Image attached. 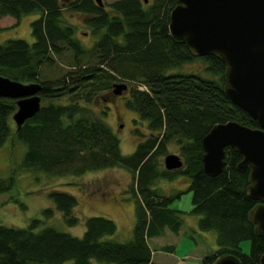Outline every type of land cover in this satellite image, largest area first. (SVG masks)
Returning a JSON list of instances; mask_svg holds the SVG:
<instances>
[{
  "label": "trees",
  "instance_id": "trees-1",
  "mask_svg": "<svg viewBox=\"0 0 264 264\" xmlns=\"http://www.w3.org/2000/svg\"><path fill=\"white\" fill-rule=\"evenodd\" d=\"M62 0H0V17L16 22L37 13L30 22V43L9 38L0 42V75L21 83L40 84L39 110L16 129L11 114L13 99L0 97V146L9 140L24 146L20 167L49 175H78L88 170L119 166L131 174L129 194L135 201L131 237L123 242L109 238L115 224L103 216L83 220L82 234L73 236L50 226L34 231L39 220L25 227L0 224V264H162L151 259L148 239L168 231L178 234L182 210L169 205L181 192L163 194L153 187L157 179L186 178L198 231H213L216 248L199 264H211L231 254L241 264H256L264 242L254 232L249 212L257 203L246 195L248 169L238 171L241 156L224 149V167L215 176L201 169V138L216 123L234 120L256 127L250 116L223 92L224 65L215 54L193 56L167 30L175 0H114L108 8L94 0H67L69 9L84 14L94 40L83 47L74 27L61 17ZM68 53L70 62L58 78L39 80L42 64ZM203 63V75L169 72L193 59ZM128 87L126 105L145 120L149 135L129 154H122L119 139L104 122L105 111L94 114L87 105L111 93L113 82ZM142 86L143 88H139ZM174 140L182 166L160 168L166 143ZM13 177L0 178V193L11 188ZM64 222L77 223L76 199L59 190L47 193ZM52 209L45 208V217ZM249 241L246 253L240 242ZM170 246L168 249H172Z\"/></svg>",
  "mask_w": 264,
  "mask_h": 264
},
{
  "label": "rangeland",
  "instance_id": "rangeland-1",
  "mask_svg": "<svg viewBox=\"0 0 264 264\" xmlns=\"http://www.w3.org/2000/svg\"><path fill=\"white\" fill-rule=\"evenodd\" d=\"M104 8L114 0H100ZM150 0H147L149 2ZM61 17L63 22L74 27L75 37L83 47H89L94 37L89 28L84 24L86 15L75 12L68 8L67 0L61 1ZM37 13L22 15L16 22L10 16L0 17V42L9 38L22 39L28 43L32 41L30 34V22L35 19ZM70 58L68 53L61 56H53L50 64H42L39 71V80L56 79L66 70H69ZM196 73L203 75V63L200 59H193L180 67L171 69L169 72ZM118 82V81H113ZM143 88L142 86H138ZM128 87L120 94H106L97 97L87 104L94 114L105 111L102 116L119 139V149L122 154H129L135 148L137 142L147 135L149 130L145 120H141L136 113L126 105L128 99ZM24 146L19 142L10 145L9 140L0 146V178L13 177L10 189L0 193V224L5 226L25 227L32 218L39 220L34 231L41 227L50 226L58 231L80 236L84 230L83 220L88 216H103L115 224V232L109 238L118 242L128 240L132 235V227L135 214V201L129 194L131 174L128 170L113 166L102 169L88 170L78 175H49L39 171L25 170L20 167V160ZM179 155L178 146L174 140L166 143L165 154ZM161 155L158 158L160 168H163ZM180 156V155H179ZM187 180L178 175L172 180L157 179L153 187L160 193L169 194L180 191L179 198L170 203V207L184 211L187 220L192 214L190 192L186 190ZM51 190H59L73 195L76 205L73 215L77 217V223L67 225L62 214L53 208V204L47 193ZM51 208V215L45 217L42 211ZM184 220V219H183ZM184 223L178 234L168 231L159 237L148 239V244L153 251V260L162 264H199L200 259L211 253L204 252L209 247L213 238L206 233V239L200 240L199 231L190 229ZM176 249L172 253L164 252L170 245ZM171 245V246H172ZM195 246V248H194ZM240 249L246 253L249 241L240 242ZM194 248V249H193ZM191 249V252H189ZM193 250V251H192ZM189 254L185 257V254ZM95 264V261L92 260ZM63 264H72L66 261Z\"/></svg>",
  "mask_w": 264,
  "mask_h": 264
},
{
  "label": "water",
  "instance_id": "water-1",
  "mask_svg": "<svg viewBox=\"0 0 264 264\" xmlns=\"http://www.w3.org/2000/svg\"><path fill=\"white\" fill-rule=\"evenodd\" d=\"M94 3L102 6L100 0ZM167 30L193 56L220 58L224 94L256 123L253 128L234 120L212 125L201 138V169L208 176L219 174L225 147L240 154L236 169H248L246 195L257 201L249 217L264 242V0H175ZM40 87L0 75V97L15 102L11 119L16 129L39 110ZM126 88L125 83H113L111 93L117 95ZM162 164L166 170H175L182 161L170 153L163 156ZM211 264L241 263L231 254H222ZM256 264H264V252Z\"/></svg>",
  "mask_w": 264,
  "mask_h": 264
},
{
  "label": "crops",
  "instance_id": "crops-1",
  "mask_svg": "<svg viewBox=\"0 0 264 264\" xmlns=\"http://www.w3.org/2000/svg\"><path fill=\"white\" fill-rule=\"evenodd\" d=\"M184 214H186V213H184ZM183 214V215H184ZM182 215V216H183ZM187 216L188 215H185V216H183L182 218L184 219L183 221H184V223H187L186 225L190 228V229H195V230H197L196 229V222H197V217L196 216H192V217H190V220L188 221L187 220ZM198 231V230H197ZM207 233V231H204V232H201V231H199V233H198V235H199V237H200V240L201 241H204L203 239H206V236L205 235H207L206 234ZM208 233H210V235L212 236V238H213V240H212V242H210V244H208L209 245V247L206 249V251H204V252H207L208 250H210V251H213L215 248H216V243H215V234H214V232L213 231H208ZM165 234V233H164ZM163 234V235H164ZM162 236V235H161ZM163 237V236H162ZM172 245V244H171ZM170 245V246H171ZM173 246V245H172ZM194 248H195V246H194ZM193 248V249H194ZM151 250H152V252L154 253L155 251H153V249L151 248ZM176 249H174L173 247H172V249L170 250V249H165L164 250V252H166V253H172V252H174ZM193 251V250H192ZM210 251H208V252H210ZM151 252V259H152V261H154L153 260V253ZM189 252H191V249H190V251ZM190 254V253H189ZM188 253L187 254H185V257H187L188 255H189ZM155 262V261H154ZM157 263V262H156Z\"/></svg>",
  "mask_w": 264,
  "mask_h": 264
},
{
  "label": "flooded vegetation",
  "instance_id": "flooded-vegetation-1",
  "mask_svg": "<svg viewBox=\"0 0 264 264\" xmlns=\"http://www.w3.org/2000/svg\"><path fill=\"white\" fill-rule=\"evenodd\" d=\"M146 2H147V0H146ZM146 2H144V3H146Z\"/></svg>",
  "mask_w": 264,
  "mask_h": 264
}]
</instances>
